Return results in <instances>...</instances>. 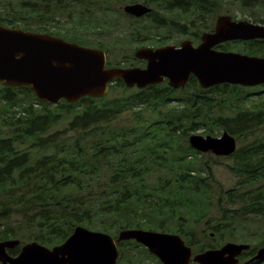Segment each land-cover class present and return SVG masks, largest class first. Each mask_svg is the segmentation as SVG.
Listing matches in <instances>:
<instances>
[{
    "label": "trees",
    "instance_id": "1",
    "mask_svg": "<svg viewBox=\"0 0 264 264\" xmlns=\"http://www.w3.org/2000/svg\"><path fill=\"white\" fill-rule=\"evenodd\" d=\"M114 1L122 0H0V24L91 44L107 53L108 67H138L146 62L125 54L129 46L162 47L174 34L191 35L199 43L226 3L141 0L151 13L126 15L130 23L120 27L114 13H122L112 10ZM128 1L122 2L140 0ZM234 1L247 11L264 7V0ZM62 17L69 27L59 25ZM253 20L264 24V18ZM162 29L169 33L163 35ZM108 31L123 52L117 51L122 56L115 61L109 59L114 55L111 43L96 40ZM235 43L247 54L264 57V40L217 49L241 48ZM1 86L0 242L19 239L52 248L80 225L115 238L113 231L124 229L172 232L197 254L238 238L234 223L226 222L229 214L264 218V98L252 99L264 93V85L202 89L191 76L182 89L166 81L139 90L116 80L104 98L57 105L37 100L28 87ZM129 114L139 118L126 123ZM64 121V128L54 130ZM224 131L242 143L230 157L201 154L188 141L192 134ZM228 160L232 163L225 166L237 185L227 190L217 180L215 166ZM217 215L224 220L216 221ZM253 237L255 245L241 260L264 247V230ZM119 248L118 264H161L135 241ZM19 252L16 248L9 254Z\"/></svg>",
    "mask_w": 264,
    "mask_h": 264
},
{
    "label": "water",
    "instance_id": "2",
    "mask_svg": "<svg viewBox=\"0 0 264 264\" xmlns=\"http://www.w3.org/2000/svg\"><path fill=\"white\" fill-rule=\"evenodd\" d=\"M152 10L144 4L126 5L124 12L141 18ZM264 40V26L237 22L220 16L215 31L205 33L202 43L184 40L179 47H142L135 58L145 67H107L105 51L85 47L45 33L0 24V84L28 87L37 100L57 105L63 100L77 104L83 98L107 96L110 85L122 80L127 88L143 90L168 80L173 89L185 88L194 76L202 89L229 84L254 88L264 85V57L221 52L219 44ZM190 146L202 154L229 157L236 153L237 139L224 131L220 137L192 134ZM135 241L161 264H239L249 244L228 242L218 249L195 254L178 234L144 229H124L110 234L77 226L62 244L52 248L36 241L22 244L13 257L8 250L21 245L18 239L0 242L1 264H118L119 244ZM264 262V247L245 264Z\"/></svg>",
    "mask_w": 264,
    "mask_h": 264
},
{
    "label": "rangeland",
    "instance_id": "3",
    "mask_svg": "<svg viewBox=\"0 0 264 264\" xmlns=\"http://www.w3.org/2000/svg\"><path fill=\"white\" fill-rule=\"evenodd\" d=\"M122 1H118L117 3H116V1H114V3L110 4V5H111L112 10L121 11L122 14H120L118 12H115L114 13V15H115L114 17H116L120 27H125L126 25H128L130 23V20L126 17V14L124 12V7H125V5H127L129 3L126 4V3L122 2ZM128 2H130V0ZM225 2L226 3L222 5L223 7L219 11L221 15H226V13H228V14L234 16L235 18H238L240 21H249V22H252V23H256L255 20H253L255 18L256 19H263L264 18V7H257V8H253L252 10H248L247 11V10L242 9L241 7H239L238 3H236L234 0H225ZM138 3H142V1L140 0V1H138ZM1 9L2 8H0V12H1ZM252 12H254V13H252ZM60 21L61 22L59 23V25L60 24L64 25L65 28L70 26V24L67 23V21H68L67 18H65V17L60 18ZM191 29H192V27H191ZM122 31L123 30L121 29L120 32H122ZM65 32H66V29H65V31L63 33L67 34ZM196 32L198 33V31H195L193 34L196 35L195 34ZM110 33H111V31H108V32L104 33L103 37H97L96 40L98 39V40L104 41L105 43H107V42L111 43V44H108V46H109V48H111V50H113L114 55L109 56V59H111L112 61H115L114 57L119 58L122 55H118L117 54V51L120 50V46H115L114 45V41H112V37L109 36ZM161 33L163 35H167L169 33V30L162 29ZM104 37H105V39L107 41H105ZM186 39H190V40L194 41L193 36H191V35L174 34L173 39L168 44L171 45V44L175 43V44L179 45L183 40H186ZM66 40L70 41V42L74 41L73 43H77V44L85 46V47H91L92 46L91 44L78 42V41H75V40H73L71 38H67ZM137 49H138V46H135V45L134 46H129V48L126 49L123 52L125 54L131 56V58L132 57L135 58V52H136ZM123 52H120V53H123ZM137 61H139V60H137ZM136 63H137V65L140 64L138 62H136ZM2 90H3L2 86L0 85V93L2 92ZM261 90H263V89H257V92H260ZM180 96H181V94H180ZM257 98H264V93L263 94H255L252 97V99H257ZM144 115L148 116L147 113L144 114ZM138 118L139 117H135V115H133V114H129V115H127V118H126L125 122L126 123H128V122L129 123H134L135 120H137ZM65 126H66V122L64 121L58 127H56L54 130L62 129ZM262 133H264V128L262 129ZM221 135H222V132H221V134H219L217 136H214V137H220ZM240 146H242V143L238 142V147H240ZM223 163H224V165L215 166V173H216L217 180L227 190L235 188L236 185H237V179L231 172H229L227 170V168L225 166V164H231L232 161L231 160L223 161ZM227 208L233 209L234 206L230 205V206H227ZM219 214L222 215V213H219ZM188 218L192 220L193 217L189 216ZM220 220L223 221L224 219L219 218L218 215H217L216 221H220ZM226 222L234 223V226L237 228V231L239 232L238 233L239 236H238V238L228 239L223 244H226L228 242H233V243H238V244L255 245V239L253 237V234L261 233L264 230V218L263 217L262 218H252L251 217V218H248V219H241V218H236V217L235 218H231V214H229L227 219H226ZM155 231L168 233L167 231H161V230H155ZM113 234L118 235L119 232L117 233L116 231H113ZM26 242H29V241H26ZM243 262H245V261H242V263ZM147 263L151 264L150 262H147Z\"/></svg>",
    "mask_w": 264,
    "mask_h": 264
},
{
    "label": "flooded vegetation",
    "instance_id": "4",
    "mask_svg": "<svg viewBox=\"0 0 264 264\" xmlns=\"http://www.w3.org/2000/svg\"><path fill=\"white\" fill-rule=\"evenodd\" d=\"M220 16H230L234 21H237V22H241L238 18H235L234 16H232V15H230V14H228V13H226V15H219L217 18H216V20H215V24H214V27H213V29L212 30H209V31H206V32H204V33H202V35H201V40L199 41V43L197 44V43H195L194 41H193V43H195L194 45H199V44H201L202 43V36H203V34H205V33H211V32H214L215 31V26H216V21H217V19L220 17ZM253 25H259V26H264V24L263 23H259V22H256V23H252ZM261 24V25H260ZM195 34H197V33H195ZM255 40H261V39H255ZM255 40H246V41H231V42H226V43H233V42H240V43H246V42H254ZM223 44H225V43H223ZM237 46H241V48H233L232 50H229V51H223V50H219V51H221V52H237V53H241V54H247L246 52V50H244L243 49V47H242V45H239L238 43H235ZM166 45H170V44H168V43H166ZM171 45H175V46H177V47H179L180 46V44L178 45V44H171ZM220 45H222V44H219L218 46H220ZM217 46V47H218ZM153 47H155V46H153ZM217 47H216V49H217ZM155 48H158V47H155ZM218 50V49H217ZM247 55H249V56H253V55H251V54H247ZM259 57H262V56H259ZM238 142V141H237ZM239 148V147H238ZM238 148H237V150H238ZM21 246H22V243H21V245L18 247L19 249L21 248ZM260 249V248H259ZM258 249V250H259ZM257 250V251H258ZM9 251V253H10V251L11 250H8ZM257 251H256V253H257ZM20 253V252H19ZM256 253H255V255H256ZM11 255V254H10ZM18 255V254H17ZM254 255V256H255ZM11 256H13V257H16L15 255H11ZM254 256H252L251 258H248V259H246V260H241V257H240V262H239V264H241L242 263V261H245V262H243L242 264H245L246 262H249ZM255 262H258V261H255ZM254 262V263H255ZM261 263H264V262H261ZM250 264H253V263H250Z\"/></svg>",
    "mask_w": 264,
    "mask_h": 264
}]
</instances>
